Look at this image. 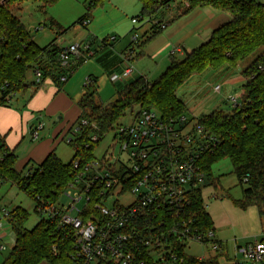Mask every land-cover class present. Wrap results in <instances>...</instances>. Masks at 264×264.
Masks as SVG:
<instances>
[{
	"label": "trees",
	"instance_id": "trees-1",
	"mask_svg": "<svg viewBox=\"0 0 264 264\" xmlns=\"http://www.w3.org/2000/svg\"><path fill=\"white\" fill-rule=\"evenodd\" d=\"M40 1L51 4L57 0ZM97 1L100 3L104 0ZM139 1L142 4V17L150 20L159 9L176 0ZM178 1L187 2L190 8L212 7L227 12L230 20L216 28L206 42L188 51L183 58H172L156 80L149 82L144 77H138L118 91L117 98L109 104L95 101L97 86L89 76L90 83L85 85V93L79 101L81 114L67 132L71 138L68 142L74 149L69 162L62 161L52 151L33 171H18L15 154L0 136V148L8 151L0 162V172L7 181L34 200L40 196L55 202L61 189L74 176V161L79 160L86 165L96 159L95 147L114 131L126 112L132 113L137 107L156 109L165 117L179 118L185 114L186 108L177 91L193 75L224 66L237 68L241 61L261 50L242 71L245 78L242 105L216 109L199 118L206 132L218 138L217 145L203 153L199 164L204 173L203 186L213 185L217 188V182L211 176V166L218 159L229 158L243 190V200L236 201V205L240 208L256 205L260 215L264 214V3L255 0ZM13 2L15 0H8L0 5V107L8 106L14 95L25 91L30 69L40 67L43 81L51 77L56 84L59 83L57 77L61 70L58 60L61 48L53 44L41 48L35 43L21 19L11 12L9 4ZM93 6L92 1L88 12L79 19L83 26H87L84 21L89 23ZM154 22L153 28L161 30L163 22ZM82 120H86L87 124L83 125ZM93 135L98 136L96 142L91 140ZM245 178H248L247 182ZM189 196L190 213L198 228L205 235L209 231L215 233L202 190H192ZM29 218L30 213L23 207L12 209L10 221L14 241L10 253L1 264H73V236L58 228L55 222L44 218L28 230L25 224ZM209 241L204 239V245H208ZM177 252L183 259L179 264H218L219 256L228 258L221 241L219 254L204 260L184 252L183 244H177Z\"/></svg>",
	"mask_w": 264,
	"mask_h": 264
},
{
	"label": "built area",
	"instance_id": "built-area-1",
	"mask_svg": "<svg viewBox=\"0 0 264 264\" xmlns=\"http://www.w3.org/2000/svg\"><path fill=\"white\" fill-rule=\"evenodd\" d=\"M7 2L0 0V5ZM138 21L139 18L132 19L133 23ZM165 27L163 23L162 29ZM138 37L133 34V41ZM93 55L85 42L62 47L58 60L63 71L58 81L66 82L78 64ZM129 59L130 56L123 77L134 72ZM34 72L36 84L42 85L43 71L36 67ZM89 83L88 77L86 84ZM220 89V85L213 87L215 92ZM229 102L232 107L242 105L235 96ZM82 124L87 121L82 120ZM41 128L39 125L33 130L34 138ZM114 131L113 147L118 146L123 157H116L112 151L86 165L76 160L74 176L55 202L40 196L35 199L37 213L47 215L46 219L73 236V264H179L183 259L177 244H183L187 253L189 242L202 246L204 239H210L206 246L218 252L220 241L216 233L209 231L205 235L196 225L189 196V192L199 188L203 194L204 173L199 159L217 145L218 138L208 134L199 119L187 118L185 114L168 118L147 108H138L129 125L118 124ZM91 140L96 142L98 136L93 135ZM7 154L0 148V162ZM6 182L9 181L0 172V184ZM62 197L69 198V203L64 205ZM80 202L84 206L77 209ZM11 211L0 206V251L14 241ZM238 255L245 262L264 264V241L237 246ZM233 264L243 263L236 259Z\"/></svg>",
	"mask_w": 264,
	"mask_h": 264
},
{
	"label": "rangeland",
	"instance_id": "rangeland-1",
	"mask_svg": "<svg viewBox=\"0 0 264 264\" xmlns=\"http://www.w3.org/2000/svg\"><path fill=\"white\" fill-rule=\"evenodd\" d=\"M92 1L94 3V6L90 10V18L92 19L89 20V24L87 26H83L78 21L88 12V7H90ZM255 1L264 3V0ZM109 2L110 1L108 0H104L100 3H98L97 0H57L54 3L46 4L40 0H15V2L9 4V6L11 12L15 16L19 17L26 26L27 30L29 31V37L41 48H46L51 44L56 47H64L76 42H85L77 41L79 40L78 38H88V40L91 41L92 36H90V25L92 24L96 26L101 32L100 36L98 35L100 41L102 40V37H106L111 34L112 27H117L119 29V36L121 37L122 32H125L129 25L132 26V19L139 16V13H136V11L131 9H122L121 7L112 8L109 6ZM142 21L143 19L139 20L134 26L138 27ZM76 26L82 27L81 29L83 32L78 33L75 30ZM31 28H33V30H31ZM128 33H130V38L133 37L134 33L132 34V32L127 31V34ZM87 35L88 37H86ZM260 51L261 50L253 53L241 61L236 71L242 72L252 63ZM80 68L76 73H74L72 78L76 77V74L80 71ZM34 70L35 68H32L27 73L26 85L28 88L26 93L21 92L14 95L11 100H9V105L7 107L14 106L19 110H22L24 107H26L25 103L27 98L31 95V93L35 92L39 86L36 84ZM217 72L220 73V70H217ZM95 75L100 76L99 73H96ZM203 76L201 75L200 78L202 81L199 84V89L202 91L201 94L193 95L191 91L196 85L193 84L194 87L191 90L190 87L187 86L190 82H187L186 85L181 86L177 91V96L181 99L184 98V104L186 108L185 115L187 118L199 119L200 117L207 115L218 108L215 106L219 102L220 93H215L212 90L214 87L213 83L215 81L212 80L210 83V80H208L210 77L204 79L205 76ZM106 79L107 76H104V78L98 82V93L95 95L94 99L99 104H109L117 98L115 88L112 86L110 81L109 84H107V82L105 83ZM194 82L195 81L191 83ZM191 83L189 85H191ZM85 84L86 77H84L82 88H84ZM232 86L228 90L229 92H227V95H234L241 98L242 85H234V89H232ZM227 106L225 105L224 108L230 109L232 107L230 102ZM137 110L138 108H135L133 113L126 112V115L121 119L119 124L129 125L133 120L134 114L137 112ZM42 118L43 116H37V119L39 120L36 121L35 119L33 121L34 124L32 123V125L29 127L30 129L28 133L24 134L25 139L16 151V167H20L21 159L25 157L35 142L50 136L54 141L57 140L58 142V144H56V153L61 158V160L64 162H69L72 159L74 149L68 142L70 135L65 132L66 134L59 133V138L54 136V130L57 128V126L64 124L67 117H65L63 113H59L56 116L46 119ZM39 125H42L43 128L39 130V138L36 140L33 138V129L39 127ZM116 132L117 131H112L107 134V136L95 147L94 154L97 158L103 157L107 152L112 153V151L116 157L118 155L123 157V155L119 153V147H113V137ZM65 135L67 136L65 137ZM39 163V161H31L29 165L25 167L26 169H24V172L27 173L29 170L33 171L38 167ZM211 176L215 178L217 182V188L213 185L203 188V197L205 198L207 205L206 210L212 221L214 222L215 220L218 236L222 240L228 242L229 256L231 257L230 260L226 256H221V258L219 256L218 264H233L236 261L235 254L237 248H235L234 245L244 244L247 241L254 239L255 235H261V233H263L264 214L260 215L259 209L256 205H250L246 208H240L236 205V201L243 200V190L239 184L236 174L234 173L233 166L229 158L225 157L216 160L211 166ZM227 193L229 196H225ZM222 194L224 197L220 199ZM61 201L64 205H66L69 203L70 199L67 197H62ZM124 201H127V199H124ZM0 206L1 208H7L9 210L15 208L16 206H21L26 209L30 213V218L25 224V228L28 230L32 229L41 219L47 218V215L35 212V200L11 182L0 184ZM83 206L84 202H80L77 204V209H82ZM12 245H7L4 250L0 251V263H2L5 257L8 256ZM187 247V253L196 257L204 255L207 259L210 257H215L219 254V252L213 251L211 246H201L198 243L192 241L187 244ZM237 260L243 264H252L245 262L241 255L237 256Z\"/></svg>",
	"mask_w": 264,
	"mask_h": 264
},
{
	"label": "crops",
	"instance_id": "crops-1",
	"mask_svg": "<svg viewBox=\"0 0 264 264\" xmlns=\"http://www.w3.org/2000/svg\"><path fill=\"white\" fill-rule=\"evenodd\" d=\"M108 1H110L109 6L112 8L121 7L122 9L136 11V13H139V16L136 18H139V20L143 19L142 23L137 27L134 26L136 23L131 22L132 26L129 25L127 30L122 32L121 37L119 36V29L117 27H112L111 34L106 36L107 38L102 37L101 41L99 39L101 34L100 30L93 24L90 25V36H92V40L90 41L88 38H78L79 40L77 41H85V43H88L94 55L92 58L78 64L74 73H76L81 66L82 67L75 78H72L73 74L66 82H59V85L53 82L51 77L46 78L44 83L38 86L37 90L31 93L27 98L25 103L26 107L22 110L16 109L14 106L0 107V135L4 138L8 147L13 151L16 159V151L25 139L24 134L28 133L29 127L32 123L34 124L33 121L35 119L36 121L39 120L37 116H43V118L46 119L63 113V115L67 117L66 122L61 126H57L54 130V136L59 138V133L64 134L68 132L81 114L79 101L85 93V85L84 88H82L84 77L87 79L91 76L98 89V82L101 81L104 76H107L105 83L107 82V84H109L110 81L116 90V94L138 77H144L149 82H153L166 70L172 58H183L188 51L206 42L216 28L230 20V15L227 12L212 7L190 8L187 2H179L178 0L159 9L154 18L149 20L147 17H142V4L139 0ZM91 19L92 18L89 16V20ZM155 20L166 23V27L161 30L155 27L153 28ZM81 28L82 27L76 26L75 30L81 33L83 32ZM155 30L158 31L155 32ZM127 31L132 32V34L136 33L139 36L138 39L133 41V38L129 37L130 33L127 34ZM112 36L116 38L114 40H108ZM86 37H88V35ZM128 56L131 57L129 60L134 66V72L129 77H123L122 73L128 61ZM237 68L224 66L218 69L220 73H218L217 70H207L195 74L187 81L190 83L193 81L195 82L191 83V85H189V83L187 86L192 90L194 87L193 84H195L196 86L191 92L193 95L201 94L202 91L199 89V84L202 81L200 78L201 75L205 76L204 79L210 77L208 79L210 83L214 80V86H221L220 92H215L212 89L215 93H220L219 102L215 107H218L217 109H227L224 108L225 105L227 106L231 96H234H228V90L232 85V89H234V85L241 84L243 86L245 80L244 76H242L243 74L241 75L242 72L236 71ZM62 71L63 68H61L60 72ZM96 73H99L100 76L95 75ZM187 82L184 85H186ZM27 88L28 87H26L24 93H26ZM181 100L184 102V98ZM66 136L67 135H65V137ZM38 138L39 134L38 137L34 139L38 140ZM56 144H58L57 140L54 141L51 136L35 142L25 157L21 159L20 167H16L15 165L16 169L18 171H24V169H26L25 167L29 165L31 161H39L41 163L52 151L57 155ZM225 196H229V194L227 193ZM222 197H224L223 194L220 199H222ZM204 203L207 207L205 198ZM213 223L216 238L221 241L223 245H226L228 259L231 260L228 242L222 240L218 236L215 220ZM254 241H264V231L261 235H255L254 239L244 244H235L234 246L236 248L237 246ZM235 258L237 259L236 254ZM40 264L48 263L42 262Z\"/></svg>",
	"mask_w": 264,
	"mask_h": 264
},
{
	"label": "water",
	"instance_id": "water-1",
	"mask_svg": "<svg viewBox=\"0 0 264 264\" xmlns=\"http://www.w3.org/2000/svg\"><path fill=\"white\" fill-rule=\"evenodd\" d=\"M31 30H33V28H31Z\"/></svg>",
	"mask_w": 264,
	"mask_h": 264
}]
</instances>
